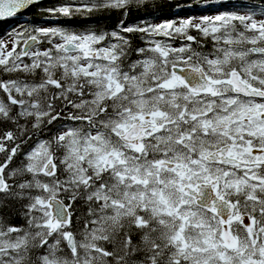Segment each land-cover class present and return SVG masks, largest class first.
Instances as JSON below:
<instances>
[{
	"label": "snow or ice",
	"instance_id": "1",
	"mask_svg": "<svg viewBox=\"0 0 264 264\" xmlns=\"http://www.w3.org/2000/svg\"><path fill=\"white\" fill-rule=\"evenodd\" d=\"M41 2L0 0V23ZM142 5L69 0L39 11L118 22L0 39V73L32 77L0 78V207L25 222L0 220V264H264V2L129 23Z\"/></svg>",
	"mask_w": 264,
	"mask_h": 264
},
{
	"label": "trees",
	"instance_id": "2",
	"mask_svg": "<svg viewBox=\"0 0 264 264\" xmlns=\"http://www.w3.org/2000/svg\"><path fill=\"white\" fill-rule=\"evenodd\" d=\"M218 2L216 5H211L209 7H214L215 10L219 9L222 11H245L248 8H257L259 4L264 2V0H144V4L147 5L145 8L143 5L140 7L139 13L135 10L132 13V16L129 17V23L136 22L142 23V21L136 20L137 15L144 16L147 19H159L165 16H172L174 14L175 7L178 4H181L182 7L187 5L192 7L194 10H198L202 3H214ZM67 0H44L40 5L32 6L28 8L26 11L19 13L15 18H10L5 22L0 23V39H4L8 33L11 32L13 27H16L20 22L26 25V27L33 26L35 27L40 22L49 21L46 14H43L39 11V8H47L59 3H67ZM242 4H247L245 7ZM236 5V7H232ZM202 12H206L207 10H201ZM148 13V14H146ZM158 17V18H157ZM144 19V20H145ZM57 26L65 28L70 31H85L88 29L100 31V30H112L117 24V17L115 13H94L91 16H75L71 20L66 17H59L56 19ZM35 25V26H34ZM23 27V25L19 26ZM192 35H196L197 33L193 30L191 32ZM134 47H144V42L140 39V34H135L132 37ZM211 42L208 41L205 45V50H210ZM133 58H136L133 56ZM19 76L20 78L32 79L31 76L25 77L23 73H14L11 76L7 74L0 73V78L3 79H15ZM38 79V77H37ZM2 95V94H0ZM64 123L63 121L58 122V124ZM9 130H15V125L10 122H2L0 121V135ZM57 131V126H53L51 132L47 130L43 133H40L33 137L32 141H30L25 147L24 151L30 150L31 147L35 145V142L39 139H47L51 134H54ZM5 156L0 154V162L4 160ZM20 164V159H17L13 167H16ZM85 209L79 208L78 215L82 213ZM22 208L20 203L16 202H8L6 207H0V220L5 222L6 224L11 225H22L24 224V220L21 216Z\"/></svg>",
	"mask_w": 264,
	"mask_h": 264
},
{
	"label": "rangeland",
	"instance_id": "3",
	"mask_svg": "<svg viewBox=\"0 0 264 264\" xmlns=\"http://www.w3.org/2000/svg\"><path fill=\"white\" fill-rule=\"evenodd\" d=\"M69 2V0H67ZM218 4V2H214V3H202L199 7L198 10H194L192 7L190 6H183L182 9H175L174 10V14L172 16H165V17H161L159 19H145L143 22H147V23H162L164 21H171V20H176V21H179L181 19H188V18H194L196 20V22H199V19L203 16H213L215 14H217L218 12H221L222 10H219V9H216L214 7H209V6H213V5H216ZM201 10H207L206 12H202ZM182 15V16H181ZM178 16V17H177ZM158 18V17H157ZM50 19V20H49ZM49 21H44V22H39L38 25H36L35 27H58L57 26V22H56V19H53V18H48ZM23 25V27H19ZM26 27V25H24L23 23H19L18 25H16V27H13L11 29V31H13L14 29H22ZM11 37L9 35H7L3 40L5 41H10ZM159 39V37L157 38ZM179 41L176 42V46H179ZM9 48L11 47V43H9ZM49 47V45L47 43L45 44H42L41 45V48H47ZM35 50V49H34Z\"/></svg>",
	"mask_w": 264,
	"mask_h": 264
},
{
	"label": "bare ground",
	"instance_id": "4",
	"mask_svg": "<svg viewBox=\"0 0 264 264\" xmlns=\"http://www.w3.org/2000/svg\"><path fill=\"white\" fill-rule=\"evenodd\" d=\"M179 5H180L179 8L182 9V8H183L182 5H181V4H179ZM242 5L245 7L247 4H246V5H245V4H242ZM179 8H178V9H179ZM175 9H177V6L175 7ZM181 16H182V15H181ZM177 17H178V16H177ZM34 26H35V25H34Z\"/></svg>",
	"mask_w": 264,
	"mask_h": 264
},
{
	"label": "water",
	"instance_id": "5",
	"mask_svg": "<svg viewBox=\"0 0 264 264\" xmlns=\"http://www.w3.org/2000/svg\"><path fill=\"white\" fill-rule=\"evenodd\" d=\"M43 1H44V0H42V2H43ZM42 2H41V3H42ZM29 8H30V7H29ZM23 12H24V11H23Z\"/></svg>",
	"mask_w": 264,
	"mask_h": 264
},
{
	"label": "flooded vegetation",
	"instance_id": "6",
	"mask_svg": "<svg viewBox=\"0 0 264 264\" xmlns=\"http://www.w3.org/2000/svg\"><path fill=\"white\" fill-rule=\"evenodd\" d=\"M196 35H198V33Z\"/></svg>",
	"mask_w": 264,
	"mask_h": 264
}]
</instances>
